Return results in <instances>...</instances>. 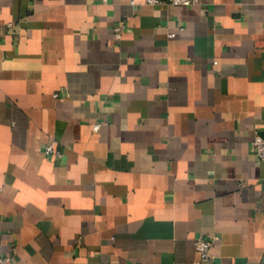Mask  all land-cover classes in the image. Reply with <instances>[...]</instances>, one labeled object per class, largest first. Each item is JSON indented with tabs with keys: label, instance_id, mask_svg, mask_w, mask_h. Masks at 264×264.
Returning <instances> with one entry per match:
<instances>
[{
	"label": "crops",
	"instance_id": "crops-1",
	"mask_svg": "<svg viewBox=\"0 0 264 264\" xmlns=\"http://www.w3.org/2000/svg\"><path fill=\"white\" fill-rule=\"evenodd\" d=\"M257 132L264 0H0V251L15 264H206L204 235L212 264H264Z\"/></svg>",
	"mask_w": 264,
	"mask_h": 264
},
{
	"label": "built area",
	"instance_id": "built-area-1",
	"mask_svg": "<svg viewBox=\"0 0 264 264\" xmlns=\"http://www.w3.org/2000/svg\"><path fill=\"white\" fill-rule=\"evenodd\" d=\"M107 1V0H105ZM151 4H157L160 2H168L175 5H193L198 3L200 0H145ZM126 27V22L121 21L116 26V36L120 38L122 36L123 30ZM176 32H171L170 36H175ZM217 63V61L215 62ZM58 95V94H56ZM101 123L95 124V130H99L101 128ZM255 152L258 158L261 161H264V134L261 132H257L255 138L253 140ZM45 152L54 157H62L63 151L60 148L57 141L49 142L45 147ZM214 240L207 235L201 236L197 239V248L201 253L202 261L206 264H212V246ZM0 264H15L14 258L10 254H5L0 251Z\"/></svg>",
	"mask_w": 264,
	"mask_h": 264
}]
</instances>
